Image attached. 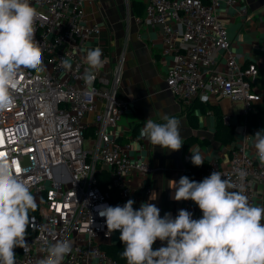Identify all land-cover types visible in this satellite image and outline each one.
<instances>
[{
    "label": "built area",
    "instance_id": "built-area-1",
    "mask_svg": "<svg viewBox=\"0 0 264 264\" xmlns=\"http://www.w3.org/2000/svg\"><path fill=\"white\" fill-rule=\"evenodd\" d=\"M93 1L30 0L39 13L35 40L44 71L20 69L10 89L13 103L0 112V155L22 170L20 179L30 185L38 204L29 213L33 226L25 237L27 251L14 250L16 264H38L47 255L44 249L57 240L72 246L63 264H122L100 248L119 231L107 235L105 219L95 208L123 206L135 170L142 174V196L152 190L147 182L152 171L149 161L132 157L129 144L119 143L113 135L117 120L129 108L118 93L122 58L109 77L96 74L91 93L86 94L89 90L82 77L88 64L81 48L98 26L87 21L84 8ZM140 1L145 19L161 28V54L173 57L165 83L176 99L188 104L199 96L227 98L240 102L245 112L262 101L259 62L264 55L240 61L219 18L218 9L236 0ZM62 58L70 61V71L61 67ZM230 119L229 114L222 117L225 123ZM257 131L244 125L243 137L231 142L228 164L210 160L204 178L220 171L238 183L236 172L242 169L247 173L244 185L250 200L255 195L254 181H264V167L244 136ZM100 172L107 173L115 194L99 186Z\"/></svg>",
    "mask_w": 264,
    "mask_h": 264
},
{
    "label": "clouds",
    "instance_id": "clouds-1",
    "mask_svg": "<svg viewBox=\"0 0 264 264\" xmlns=\"http://www.w3.org/2000/svg\"><path fill=\"white\" fill-rule=\"evenodd\" d=\"M38 16L30 0H0V112L13 103L10 89L20 69L44 71L42 52L35 40ZM102 56L100 47L86 52L88 69L82 77L89 90L86 94L91 93L96 72L104 67ZM61 67L70 71L72 65L62 58ZM162 120H145L140 137L155 147L179 151L184 144L182 120L169 114ZM244 139L252 141L254 155L264 167V129ZM190 152L191 163L202 166L205 158L199 148H190ZM21 171L0 155V264H16L17 247L27 251L25 237L33 226L29 213L38 207L30 185L20 179ZM246 176L241 169L236 172L238 183L224 178L220 171L199 182L188 176L169 181L171 199L192 201L202 212L199 219L185 209L175 217L170 212L161 216L160 208L151 203L158 198L155 191L138 209L129 199L123 206L97 205L95 211L105 219L107 235L119 231L126 264H264V206L250 203L245 194ZM157 240L166 241V246L154 249ZM71 250L69 241L57 240L44 249L47 255L38 264H63Z\"/></svg>",
    "mask_w": 264,
    "mask_h": 264
},
{
    "label": "crops",
    "instance_id": "crops-1",
    "mask_svg": "<svg viewBox=\"0 0 264 264\" xmlns=\"http://www.w3.org/2000/svg\"><path fill=\"white\" fill-rule=\"evenodd\" d=\"M84 9L87 21L96 24L98 31L87 39L81 54L86 58L88 49H102L104 67L96 74L109 77L122 58L118 93L127 100L129 108L117 120L113 135L119 143L129 144L132 157L139 156L149 161L152 171L147 182L152 188L151 193L155 191L158 194L157 200L151 203L160 208L161 216L170 212L175 217L180 209H185L193 213L194 219H199L202 212L192 201L178 202L171 199L173 189L169 187V181L178 182L181 176H188L199 182L204 178L205 167L210 160H217L221 166L228 164L231 142L244 135L245 124L238 121V117L245 113L243 105L227 98L216 100L212 96H199L188 104L176 99L165 83L166 71L173 57L161 54L163 44L160 26L149 23L143 16L134 15H130L125 23L122 22V10L116 0H94L86 4ZM218 13L232 40L233 52L240 61L255 54L264 55V0H236L232 6L218 9ZM263 67L264 56L259 62V68ZM214 108L219 110L222 117L224 114L230 115L229 123L234 124L233 140L224 142L215 137ZM165 114L182 120L181 136L184 144L179 151L170 152L155 147L140 137L145 120L152 117L155 122L162 123ZM247 144L252 152L254 148L250 139ZM190 148H199L203 153L205 162L202 166L191 163ZM185 155L189 156L188 161ZM141 179L139 171L132 172L131 193L127 199H133L138 208L142 202L148 201L151 194L142 196L139 190ZM254 188L255 195L249 200L250 203L264 206V181H254ZM261 223L264 224V220ZM119 237L120 233H115L108 242L102 244L116 243ZM161 246H166V241L157 240L153 248ZM92 264L99 263L93 261Z\"/></svg>",
    "mask_w": 264,
    "mask_h": 264
},
{
    "label": "trees",
    "instance_id": "trees-1",
    "mask_svg": "<svg viewBox=\"0 0 264 264\" xmlns=\"http://www.w3.org/2000/svg\"><path fill=\"white\" fill-rule=\"evenodd\" d=\"M131 3H133V5L138 8V10L143 7L144 11V5L140 1L133 0ZM259 81V85L263 94L262 101L253 104L250 110H247L243 115L238 117L239 123H244L247 125L250 131L255 128H258V131L264 129V67L259 68ZM214 110L216 114V126L214 132L215 137L224 142L233 140L234 124L223 122L219 110L216 108H214ZM98 175L99 186L102 189H109L110 192L115 194V189L110 185V178L107 173L100 172ZM100 248L117 261L126 263V260L121 256L123 251V243L120 239L113 244H101Z\"/></svg>",
    "mask_w": 264,
    "mask_h": 264
},
{
    "label": "rangeland",
    "instance_id": "rangeland-1",
    "mask_svg": "<svg viewBox=\"0 0 264 264\" xmlns=\"http://www.w3.org/2000/svg\"><path fill=\"white\" fill-rule=\"evenodd\" d=\"M117 5L121 8L122 10V22H126L127 18L130 15H134L136 17H144V11H143V7H141L139 10L137 7H135L133 5V3H131V0H129V2H127L126 0H116ZM139 11V12H137ZM89 142L87 141V139L84 140V148H89Z\"/></svg>",
    "mask_w": 264,
    "mask_h": 264
}]
</instances>
